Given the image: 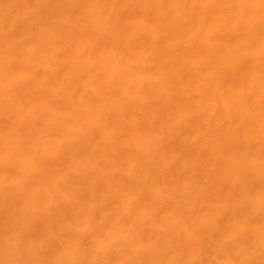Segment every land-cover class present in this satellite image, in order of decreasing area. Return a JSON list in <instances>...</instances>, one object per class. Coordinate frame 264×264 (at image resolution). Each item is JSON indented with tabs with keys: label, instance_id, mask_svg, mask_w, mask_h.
<instances>
[{
	"label": "bare ground",
	"instance_id": "6f19581e",
	"mask_svg": "<svg viewBox=\"0 0 264 264\" xmlns=\"http://www.w3.org/2000/svg\"><path fill=\"white\" fill-rule=\"evenodd\" d=\"M0 264H264V0H0Z\"/></svg>",
	"mask_w": 264,
	"mask_h": 264
}]
</instances>
